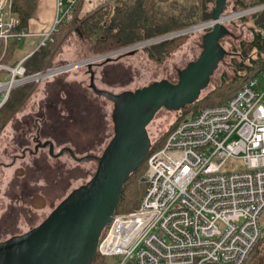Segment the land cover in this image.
<instances>
[{
	"label": "built area",
	"instance_id": "obj_1",
	"mask_svg": "<svg viewBox=\"0 0 264 264\" xmlns=\"http://www.w3.org/2000/svg\"><path fill=\"white\" fill-rule=\"evenodd\" d=\"M77 4L55 0L52 25L39 35L35 51L71 21ZM261 10L264 5L222 16L220 24ZM213 25L210 20L156 43L205 33ZM17 26L11 0H0V48L8 40L34 36L15 32ZM147 46L132 45L123 52ZM111 53L48 66L33 75H26L23 65L28 57L14 66L0 62V110L13 89L40 86L119 52ZM230 161L233 170H227ZM146 164L147 187L138 209L112 216L97 255L112 264H245L264 236V73L226 103L182 119L162 149L148 154Z\"/></svg>",
	"mask_w": 264,
	"mask_h": 264
},
{
	"label": "rangeland",
	"instance_id": "obj_2",
	"mask_svg": "<svg viewBox=\"0 0 264 264\" xmlns=\"http://www.w3.org/2000/svg\"><path fill=\"white\" fill-rule=\"evenodd\" d=\"M102 1L94 13L80 19L76 33L68 28L61 32L53 48L51 65L60 64L55 55L62 48V60L65 55L77 57L76 61L94 57L96 41L118 34L121 25L129 23L136 0ZM167 4L179 8L188 6L185 0H171ZM158 6L162 12H167L165 4ZM232 7V3L229 4L226 11L229 12ZM234 22L233 25H222L225 56L210 80L213 84L218 83L222 75L232 77L231 59H239L241 41L251 40L249 24ZM206 33H192L162 64L149 61L143 48L139 47L131 55H124L130 51L121 52L106 62L98 61L89 69L82 68L61 76L58 80L64 84L59 106L63 120L57 118L59 113L55 109L60 97L56 95L46 100L47 93L42 86L32 90L23 108L0 126V242L38 226L72 190L91 179L97 168L96 161L78 162L76 159L101 157L113 136V102L106 94L114 97L156 81L177 79L199 56ZM143 34V29L136 30L133 38H140ZM35 41L22 40L16 53L7 62L3 60L4 63L12 65L24 58L36 47L33 46ZM57 88H52L54 91L51 92ZM207 89L200 97L206 94ZM42 98L46 101L42 102ZM41 104L43 106L39 110ZM178 116L164 109L159 111L147 128L150 142L158 139ZM47 140L52 141L53 155L59 157L54 161L45 147ZM68 148L74 150V160L66 152L61 154V150ZM226 167L233 170L235 165L230 161ZM260 223L264 224V214ZM257 250L255 261L249 259L245 264L262 262L264 242Z\"/></svg>",
	"mask_w": 264,
	"mask_h": 264
},
{
	"label": "water",
	"instance_id": "obj_3",
	"mask_svg": "<svg viewBox=\"0 0 264 264\" xmlns=\"http://www.w3.org/2000/svg\"><path fill=\"white\" fill-rule=\"evenodd\" d=\"M225 5L226 0H215L211 18L214 25L204 36L199 56L179 74L176 83L161 80L114 97L106 94L113 102V136L101 157L78 160L94 159L95 173L87 183L63 198L38 226L0 242V264L93 262L99 239L117 209L124 184L149 154L148 126L160 110L179 111L196 102L209 86L222 58L220 20ZM158 39L165 40V36L134 46L154 44ZM52 152L50 145L51 155ZM65 152L75 158L70 149L62 150L61 154Z\"/></svg>",
	"mask_w": 264,
	"mask_h": 264
},
{
	"label": "trees",
	"instance_id": "obj_4",
	"mask_svg": "<svg viewBox=\"0 0 264 264\" xmlns=\"http://www.w3.org/2000/svg\"><path fill=\"white\" fill-rule=\"evenodd\" d=\"M38 1L39 0H11V13L18 20V26L14 30L15 32L28 33L29 23L36 14ZM169 1L171 0H136V6L131 12L129 23L121 25L118 34L116 33L113 36L101 37L98 41H96L93 47L94 56L105 55L135 44L144 43L152 39L208 22L212 18V12L215 6V0H185L188 6H182L180 8L173 4L169 6L167 4ZM83 2L84 0H78V4L71 21L61 26L59 31L52 35V42H48L44 47L38 48L24 61L23 65L26 75H33L42 72L46 67L52 66L50 61L54 53L53 48L55 44L58 43V36L67 28L76 33L80 24L79 14ZM231 3L233 7L228 12L226 9ZM164 4L168 7L167 12L165 13L162 12L158 6H162ZM262 5H264V0H226L222 16H228L230 15L229 13L233 14L242 12ZM147 8H149V10L156 8L157 10L149 11ZM237 21L247 25L249 24L248 30L251 34V40L248 42L241 41L238 47L239 59H231L232 77L229 78L227 75H222L219 82L216 84H213V82L210 81L206 94L199 97V99L193 104L176 112L167 110L169 112L179 114L178 119L175 120L158 139L151 143L149 154L162 149L170 132L182 119L193 116L206 107L218 106L226 103L243 86L248 84L249 81L258 78L264 73V10L241 17ZM233 23L235 22H229L231 25H233ZM139 29H143L145 34L141 35L140 38L135 36L133 38V34ZM191 35L192 34H186L170 40L152 44L144 47L142 51L146 54L149 61L154 64H162L182 44L184 39L189 38ZM223 35L224 28L220 39L221 49ZM20 42L21 41L14 39L8 40L6 45L1 46V64L8 66H14L16 64L15 62L14 64L9 65L5 64L4 61L7 62L16 53L17 46ZM129 54L131 55L133 52L124 55ZM224 56V51L222 50V58L219 64L222 62ZM57 79L59 78L54 80ZM177 80L178 77L177 79L169 81L171 83H176ZM35 87L38 86L35 84H26L15 88L10 92L7 102L0 110V126L13 114L18 113L23 108ZM46 143L45 147L50 151L51 143L48 141ZM71 151L75 154L74 150L71 149ZM49 157L53 161L59 158L56 155H53V153L52 155L49 154ZM70 158L72 157L70 156ZM78 160L80 159H77L76 161ZM146 168L147 164L145 159L138 169L130 175L129 179L123 186L120 199L117 204V209L114 214L132 212L138 209L140 199L147 187ZM263 242L264 236L256 244L247 260L251 259L250 261H255L254 259L259 251L257 249H259ZM262 257V262L259 264H264V256ZM91 264L112 263L97 255Z\"/></svg>",
	"mask_w": 264,
	"mask_h": 264
},
{
	"label": "crops",
	"instance_id": "obj_5",
	"mask_svg": "<svg viewBox=\"0 0 264 264\" xmlns=\"http://www.w3.org/2000/svg\"><path fill=\"white\" fill-rule=\"evenodd\" d=\"M88 1L89 0H84V2H83L82 8H81V11H80V14H79V18L80 19L83 18L84 15H89L91 13H94L97 10V8L100 7V5L104 2L102 0H90L89 2ZM54 16H55V0H39L38 1V5H37V9H36V14L33 17V19L30 21L29 27H28V33L32 34L34 36H31L29 38H25L26 40H29V41L30 40H36L33 43V46L34 47L36 46V47L33 50H31L30 53H28L24 58H27V57H29V56H31L33 54L35 49L38 47V44H39V41H40L39 35L47 32L49 30V28L52 25ZM37 41H38V43H37ZM60 48H62V46ZM62 52H63V48H62V50L59 49V51H57V53L55 55V57L58 58L57 61L60 62V64H67V63H71V62L76 61L77 57L71 56L72 58H70L68 55L67 56L65 55L64 56L65 59L62 60L63 59V57L61 56ZM24 58H22V59H24ZM22 59H20V60L18 59L16 61V63H18ZM63 84L64 83H63L62 80H58L57 79V80H53V81H50V82H47V83H44V84L40 85V86L43 87V91L45 90L46 93H47L46 98L44 97L46 100L48 99V97H54L56 95L58 97H60V100L57 103V105L55 106V104H54V106L56 107L55 109L59 113L58 117H57L59 120L62 119V118H60L61 117L60 116L61 115V109H60L59 103H61L62 102L61 99H63L62 98V95H63ZM40 86H38V87L40 88ZM54 87H56V88L59 87L55 91L57 93L51 92V91H54V90H52V88H54ZM39 88H37V91L39 90ZM46 100H44L42 102H45ZM51 104H53V103H51ZM42 106H43V104L40 105L39 110H40V108H42ZM46 107L47 108L49 107V105H47V103H46ZM48 120H49V118H48ZM48 142L51 143L52 141L50 140Z\"/></svg>",
	"mask_w": 264,
	"mask_h": 264
},
{
	"label": "flooded vegetation",
	"instance_id": "obj_6",
	"mask_svg": "<svg viewBox=\"0 0 264 264\" xmlns=\"http://www.w3.org/2000/svg\"><path fill=\"white\" fill-rule=\"evenodd\" d=\"M47 142V141H46ZM68 149H70V148H68ZM66 153H68V152H66ZM69 154V153H68Z\"/></svg>",
	"mask_w": 264,
	"mask_h": 264
}]
</instances>
